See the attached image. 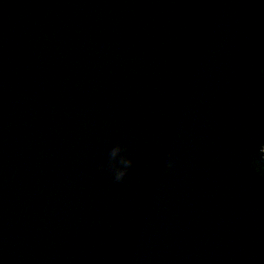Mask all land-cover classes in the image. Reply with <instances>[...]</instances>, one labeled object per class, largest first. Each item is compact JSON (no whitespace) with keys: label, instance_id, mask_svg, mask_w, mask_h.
I'll list each match as a JSON object with an SVG mask.
<instances>
[{"label":"water","instance_id":"1","mask_svg":"<svg viewBox=\"0 0 264 264\" xmlns=\"http://www.w3.org/2000/svg\"><path fill=\"white\" fill-rule=\"evenodd\" d=\"M0 264H264V0H0Z\"/></svg>","mask_w":264,"mask_h":264}]
</instances>
